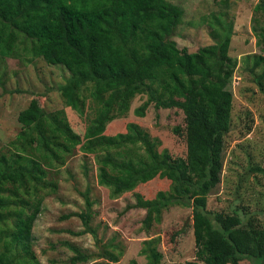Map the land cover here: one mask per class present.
Segmentation results:
<instances>
[{"label": "trees", "instance_id": "obj_1", "mask_svg": "<svg viewBox=\"0 0 264 264\" xmlns=\"http://www.w3.org/2000/svg\"><path fill=\"white\" fill-rule=\"evenodd\" d=\"M254 13L264 14V1L256 4ZM182 16L183 9L163 0H0V57L17 58V46L22 45L32 58L63 67L69 75L58 91L65 107L80 117L86 109L83 88L91 100L103 101L99 114L84 133L86 142L81 151L93 154L101 150L98 148L105 150L97 159L101 165L99 184L110 188L113 198L155 177L170 181L172 191L192 212L196 260L185 264H238L245 259L261 264L263 227L253 226L251 221L244 223L236 213L222 223L212 221L214 217L206 210L208 194L220 182L224 136L230 127L232 93L228 82L234 65L228 48L232 26L223 23L221 15H211L205 22L212 29L213 44L188 53L171 39ZM19 19L21 25L15 26ZM252 23L257 42L264 43V25L259 24L258 16L252 18ZM262 65L264 58L257 57L251 72L264 94ZM257 68L259 74H255ZM157 86L173 98L158 99ZM137 94L147 96L135 111L138 117L144 116L151 102L157 108H178L183 112L185 159H172L166 150L157 153L154 143L134 124L127 126L126 134L104 135L106 124L117 113L125 112ZM59 116V112L47 113L41 107L19 112L21 131L16 151L8 158L0 157V194L4 183L44 186L45 173L38 161L30 159L20 164L29 146L54 164L79 146L78 136ZM174 132L179 134V129ZM137 144L146 152V159L138 166L115 161L109 152ZM84 199L89 208L87 195ZM10 205L11 201L0 197V222ZM34 216L35 213L17 215L12 236L0 237V264H27V249L23 247L27 254L21 256L18 252L11 255V248L29 240ZM76 216L87 226L89 211ZM155 243L148 241L140 251L147 264H161ZM72 250V264L90 259ZM99 256L113 261L107 251Z\"/></svg>", "mask_w": 264, "mask_h": 264}, {"label": "rangeland", "instance_id": "obj_2", "mask_svg": "<svg viewBox=\"0 0 264 264\" xmlns=\"http://www.w3.org/2000/svg\"><path fill=\"white\" fill-rule=\"evenodd\" d=\"M163 1L183 9L171 39L188 53L213 44L212 29L205 22L210 21L211 15H221L222 22L232 26L228 48L234 65L228 82L232 93L230 127L224 136L220 182L208 194L206 210L214 217L212 221L222 223L236 213L244 223L251 221L253 226L264 228V94L251 72L257 57L264 58V43L257 42L251 29L254 16L264 25V14L254 13L256 4L264 0ZM20 25L21 19L15 22V26ZM22 47L17 46V58L0 57V157L8 158L16 151L21 131L17 116L29 107H41L47 113L59 112L80 144L55 164L42 157L34 146H29L20 164L30 159L38 161L45 173L44 186L3 184L0 197L12 205L4 211L0 237L12 236L17 215L25 217L35 213L29 240L14 245L11 255L28 253L27 264H72L70 259L75 249L90 256L87 262L76 264H130L132 261L147 264V258L140 251L146 248L145 243L154 240L161 264L195 261L191 207L180 201L170 181L155 177L113 198L110 188L99 184L101 165L97 159H101L105 150L98 148L101 150L93 154L81 151V145L86 142L84 133L99 114L103 101L91 100L83 88L86 109L80 117L65 107L58 91L68 72L63 67L47 65L41 58H32ZM259 72L257 68L255 74ZM155 96L160 100L173 98L161 86H157ZM146 100L144 94L135 95L127 110L117 113L106 124L104 135L126 134L127 126L134 124L154 143L157 153L166 150L172 159H185L183 112L178 108H157L151 102L143 117L136 116V109ZM175 128L179 134H175ZM109 152L113 160L129 161L134 166L146 159L141 144ZM86 211L90 213L88 227L76 216ZM105 251L112 255L113 261L99 256ZM238 264L251 262L245 259Z\"/></svg>", "mask_w": 264, "mask_h": 264}]
</instances>
